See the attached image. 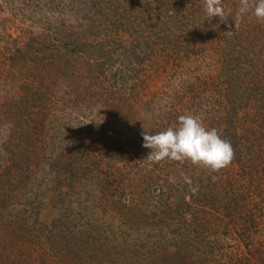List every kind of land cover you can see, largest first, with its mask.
I'll return each instance as SVG.
<instances>
[{
    "label": "rangeland",
    "instance_id": "obj_1",
    "mask_svg": "<svg viewBox=\"0 0 264 264\" xmlns=\"http://www.w3.org/2000/svg\"><path fill=\"white\" fill-rule=\"evenodd\" d=\"M42 14L40 5L29 9L18 0L13 4L0 0V264H158L149 258L157 257L163 245L176 239L178 233L189 234V238L198 234L205 247L211 246L210 253H203L212 255L208 264H241L238 259L246 258L248 250L264 249L261 159L254 162L258 172L252 177L257 181L252 187L241 180L234 164L212 173L189 162L153 163L146 158L150 149L142 147L144 128L153 133L162 131L175 125L180 115H196L209 128L207 112L224 103L218 92L221 84L217 83L223 59L218 48L213 44L198 46L201 49L195 54L180 55L177 62L163 54L149 68L142 63L144 70L135 81L123 80L127 72L133 73L128 70L132 63L115 65L110 71V85L121 90L119 104L129 102L131 109L124 124L107 123L105 110L100 112L96 106L83 109L85 102L64 112L56 109L63 107L64 84L58 88L48 85V102L29 100L26 115L13 117L21 95V72L17 65L9 67L7 58L13 48L21 49L25 41L41 33ZM262 33L259 63L264 65ZM235 54L236 49L231 56ZM241 82L245 85L246 80ZM236 103L241 107L232 118L236 130L248 127L258 138V153L262 154L264 123H259V118L264 113L252 101L246 106L237 98ZM130 112L134 115L131 113L129 119ZM213 121L224 120L216 117ZM61 145L64 154L76 155L80 161L84 153L98 158V162L103 158L104 164L95 171L100 185H108L102 190V198L98 187L103 186L94 187L90 178L56 188L46 173V161ZM153 175L157 177L155 187L144 189V183L153 182ZM205 175H210L212 183ZM192 187L198 188L195 194ZM91 195L96 197L91 200ZM179 196L189 205L182 216L180 205L173 204ZM228 198L236 199L233 211L227 208ZM137 203L140 212L135 216L141 214L143 220L131 219L132 209L127 211ZM86 234L99 236L83 249L76 244L68 248L63 240V236L76 240ZM144 239L147 246L141 245ZM126 243L133 246L118 253L116 248ZM188 257L181 264H197L192 255Z\"/></svg>",
    "mask_w": 264,
    "mask_h": 264
},
{
    "label": "trees",
    "instance_id": "obj_2",
    "mask_svg": "<svg viewBox=\"0 0 264 264\" xmlns=\"http://www.w3.org/2000/svg\"><path fill=\"white\" fill-rule=\"evenodd\" d=\"M18 1L24 6L27 5L29 9L35 5L41 6L43 14L40 19L43 26L41 33L36 34L37 37L33 36L32 40L25 41L21 49L13 48L7 58L8 66L17 65L21 72L19 73L21 95L16 103L18 105L12 112L13 117L27 113L25 107L28 106L29 100L44 99V103L48 102L51 96L48 85L58 88L64 84L61 88L63 107L56 109L61 108L64 112L85 102L83 109L85 107L91 110L96 106L100 112L105 110L107 123L124 124L131 109L129 102L119 104L118 96L121 95V90L110 85L109 75L115 65L124 61L132 63L134 66L129 67L128 70L133 73L127 72L123 80L135 81L140 79L139 73L144 70V67H141L142 63H146L145 67L149 68L154 59L163 54L171 61L177 62L180 55L185 57L195 54L203 46L213 44L223 56L220 60V80L217 83L221 84L218 85V92H221L224 103H220V107L214 111L211 110L212 113L207 112L210 114L209 129L216 128L222 138L230 141L234 149V159L230 165H235L238 176L247 186L254 187L257 183L252 179L254 173L258 172L257 164L254 163L257 158L261 159L259 172L264 179V151L262 154L258 153L256 144L258 138L248 130V127H241L238 132L232 119L236 111L241 108L236 103L237 98L246 106L248 101H252L256 104L255 107L260 106L258 111L264 113V65L259 63V54L263 50L259 42L263 36L264 22L248 16L237 21L238 0H222L226 12L231 14L224 22L218 17H213L210 21L206 20L202 10L203 0ZM14 2L15 0H6L7 4ZM230 34L232 38L229 40ZM198 46L201 48L198 49ZM235 49L236 54L233 57L231 52ZM243 79L246 80L245 85L241 82ZM36 104L37 102L34 105ZM205 114L206 112L203 113ZM216 117L224 121L214 124L213 118ZM260 120L263 124L264 114H261L259 123ZM85 154L82 156L84 159L80 161L76 155L64 154L61 145L57 153L50 155L46 161V173L50 174V180L55 182L56 188L65 184L78 185L82 182V178H90L94 187L100 185V178L95 171L101 168L100 164H104L103 158L99 157L98 162V158H89ZM88 155L92 156L91 153ZM86 171L88 174L81 176ZM153 176L154 178H151L153 182L150 185L144 183V189L149 190L157 181V177ZM205 176L206 180L212 183L210 175ZM100 186H103L98 187L99 196L102 198L104 196L102 190L108 188V185ZM228 200L227 208L228 210L232 208L233 211L236 199L228 198ZM139 204L127 208L128 212L132 209L131 219L132 216L142 219L141 214L136 213L135 216L136 211L140 212ZM173 204L180 205L179 216L183 215L184 210L189 209L184 196H179ZM192 220H195V217ZM154 222V224L160 222V218ZM149 224H152L150 220ZM97 236L99 235L86 234L75 238L76 240H71L70 236L67 238L63 236V240L68 248L70 244H76L78 248L83 249ZM135 236L140 238V234ZM175 238L170 239L166 243L167 246L163 245L157 257L152 256L149 259L157 261L158 264L161 262L181 264L185 258L188 260L190 255L196 259L197 264H208L209 258L212 259V255L208 257V254H203L208 250L210 253L211 246L205 247L198 234L189 238V234L178 233ZM143 241L141 245L147 246V241L145 239ZM129 246H133V243L128 246L127 243L123 244L116 249L118 253H123V249ZM247 252L246 258L238 259L241 264H264V249L255 248Z\"/></svg>",
    "mask_w": 264,
    "mask_h": 264
},
{
    "label": "clouds",
    "instance_id": "obj_3",
    "mask_svg": "<svg viewBox=\"0 0 264 264\" xmlns=\"http://www.w3.org/2000/svg\"><path fill=\"white\" fill-rule=\"evenodd\" d=\"M202 10L206 20L218 17L221 22L231 16L222 0H203ZM245 16L264 22V0H238L236 20ZM144 128V127H143ZM144 128L142 147L150 149L147 160L189 162L212 173L228 167L234 159L230 141L222 138L216 128H206L200 117L193 114L180 115L177 123L162 131L151 132ZM191 185V181H187ZM190 190L195 194L198 188Z\"/></svg>",
    "mask_w": 264,
    "mask_h": 264
}]
</instances>
